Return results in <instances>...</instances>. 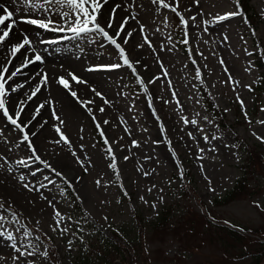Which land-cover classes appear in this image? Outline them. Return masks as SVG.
I'll return each instance as SVG.
<instances>
[{"label": "rangeland", "instance_id": "1", "mask_svg": "<svg viewBox=\"0 0 264 264\" xmlns=\"http://www.w3.org/2000/svg\"><path fill=\"white\" fill-rule=\"evenodd\" d=\"M38 1L48 9L43 15L44 20L51 18L59 21L60 12L73 11L66 5ZM190 1L179 0V14L187 20V27L178 30L176 26L172 28L171 22L176 11L164 8L159 0H108L103 8L105 16L101 14L100 17V24L106 27L107 16L113 10L114 4L116 15L113 28L110 29L113 35L123 21L122 18L135 16V19H129L125 27V32H132L129 42L122 43L123 34L118 42L122 44L136 72L123 65L119 51L98 32L57 43L64 44L61 52L56 50L55 42L47 46L41 42L55 38L48 31L42 30L44 33L30 38L35 52L29 49V54L35 56L38 52L43 58V63L38 62L33 70L25 73L26 81L22 84H27V80H36L44 99L38 96L35 98L44 106L39 109V115H35L36 104L39 103L35 104V101L31 106L26 105L21 122L31 120L27 131L42 161H53V157L64 162L67 160L66 168L72 165L73 173L68 170L64 176H58L52 171L57 176L54 178L45 168V164L39 162L37 165L27 142H21L23 135H20V131L7 119L6 122L0 123V203L4 204L0 213L9 221L1 231L5 234L11 233L15 237L12 244L20 247L21 237L31 230L32 237L25 239L24 243L31 240L37 246L36 255L20 256L19 259H15L19 253L14 249L1 250L3 254L0 264H53L54 259L48 244L51 240L55 242L63 261L68 264H78L81 258L86 263L105 264L106 260H115L120 254L103 258L104 245L113 240L110 234L107 237L102 236L100 227L108 225L122 231L126 229V235L134 240L139 232L136 214L144 220L147 239L144 246L139 248L142 253L138 258L145 254L149 264H158L157 260L162 264H176L175 260L168 259L180 255V243L172 236L165 242H160L153 239V233L155 223L159 221L165 208H173L169 216L172 227L181 220L183 229H177L180 234L187 230V224L182 219L188 213V207L193 206L195 212L201 213L195 198L185 194L178 179L184 177L188 171L193 177V180L191 176L187 177L188 185L195 190L197 200L207 206L209 215L217 223L228 225L231 229H261L264 224V177H256L250 181L252 187L261 191L253 198H242L227 207H217L214 204V201L223 197L243 175L239 166L244 162L245 154L241 150L242 144L240 147V141L234 137V132L249 145L264 148V96L256 108L255 98L250 93V87L256 84L258 75L262 72L257 65L259 48L248 36V27L233 0H198L199 7L194 10ZM164 2L173 7L177 5V0ZM252 5L258 13L264 12V0H252ZM16 9L15 18L20 19L27 14V9ZM30 13L41 15L42 11ZM228 13L238 14L224 20L218 19ZM193 17L195 19H192ZM55 26L67 27L63 21L53 25ZM258 35L260 46L264 50V13ZM187 43L190 55L186 50ZM24 51L22 50V53ZM137 61L139 63H136ZM21 62L20 59L18 65ZM114 64H120L121 67H105ZM70 73L84 82L73 81ZM44 74L48 76L46 85L41 84ZM195 75L204 81L216 104L227 114L229 123L234 126L233 131L227 132L218 128L213 117L205 112L196 89L199 79L195 80ZM61 77L69 80L70 89H65L59 83ZM141 79L143 84L140 83ZM153 80L154 82H149ZM12 82L10 81V84ZM37 86L33 83L30 91L23 89L21 93L31 95V91ZM138 88H142L143 93H139L136 90ZM72 92H75L76 96H73ZM176 100L179 104L175 103ZM106 101L117 103L119 106L127 103L124 112L125 125L132 122L133 129H136L141 126V120L147 129L141 148L132 149L128 147V142L121 138V130H117L113 122L107 121L112 125V144L119 152L120 147H124L125 153L120 155L129 158L127 162L120 164L119 175L112 174L111 169L107 168L98 143L79 131L81 126L84 131L95 128L89 117L94 115L96 118H103L107 112L104 104ZM15 108L13 103L9 107L10 112L14 113ZM101 108L103 111H100ZM169 108L174 116L170 112L166 113ZM129 109H135V112L132 113ZM53 111L59 117L58 120ZM158 116H161L160 121ZM185 118L189 123H185ZM37 121L51 122V126L49 128L47 123L39 132L34 125ZM158 125H164V133L158 131ZM57 127L70 144L65 143L60 135L58 138ZM15 131L20 136L22 160H33V163L25 165L29 167L33 180L26 178L22 172L16 174L18 163L13 159L9 145V134L13 135ZM33 132L35 135H32ZM55 138L60 139L61 145L56 149L64 158L56 154L53 156L47 149L52 156L51 160L44 156V146L56 143ZM37 144L43 149H40L41 152L38 151ZM75 145L82 151L87 150L89 160L93 159L92 166L84 163L86 156L79 150L76 149V156L73 158L61 149L62 146L70 149ZM143 157L146 160H139ZM99 159L100 165L96 168ZM4 160L6 166L2 167ZM33 172L36 174L32 175ZM21 175L25 177L23 182L19 179ZM44 177L49 179L45 180ZM70 177L78 188L75 195L83 201L85 210L90 212L87 213L93 219L92 224L87 223L81 214H69V200L61 185L69 181L67 178ZM49 180L54 183H49ZM25 183L33 189L39 188V191H30L23 186ZM41 184L45 187H40ZM11 201L16 202L29 215L28 225L37 230V233L34 234L32 229L25 227L20 217L18 222L10 223L13 213L11 209L15 206ZM53 209L64 216L60 228L56 231L52 230L56 226V218L50 217ZM17 228L20 229L19 232L15 231ZM62 228L67 231L61 232ZM201 230L209 231V228L202 224ZM211 233L212 231L201 234L200 238H205L207 243L197 239L202 246L201 250L182 256L180 264H206L205 259L212 257L215 249L216 255H221V251H217L220 244H232L226 240L211 241ZM40 235L45 238L44 244ZM126 235L121 240L129 242L130 239L126 238ZM37 236L39 240L35 239ZM89 247L93 252H90ZM45 250L48 252L47 257L40 254ZM235 251L239 250L234 249L233 253ZM121 255L126 256V253ZM229 264L233 263L229 261ZM234 264L248 263L238 261Z\"/></svg>", "mask_w": 264, "mask_h": 264}, {"label": "snow or ice", "instance_id": "2", "mask_svg": "<svg viewBox=\"0 0 264 264\" xmlns=\"http://www.w3.org/2000/svg\"><path fill=\"white\" fill-rule=\"evenodd\" d=\"M25 4L32 9L33 12H44L46 13L48 11L47 8L44 7V4L39 3L38 0H24ZM46 3L52 4L53 2L59 5H66L68 8L72 9L73 11L71 13L69 12H60L59 13V21H63L67 27L63 26H55L58 25L59 21L53 20L51 18H48L47 20L44 19H36L32 18V16H24L20 17L19 21L15 18L14 12L8 10L7 8L3 9V14H0V48H8V52L10 55V58L7 60L6 64H0V112H2L3 116L7 119V121L14 126L15 129L19 130L23 134V140L21 142H27V145L29 147V150L31 151L33 157L36 161H39L40 163L45 164V167L51 169V171L55 172L56 175L62 176V173L56 172L55 169L51 168L50 164H47V162L42 161L40 156L36 154V148L32 143V140L30 139L29 133L27 131L28 126L31 124V120L27 122H21V116L25 111L26 107V101L25 100H19L17 102V106L13 112H10L9 109V101L8 97L18 92L21 88H24V84H10V81H13L15 77H17L18 74L23 73V69L29 67V65L35 64L37 62L43 63L42 56L36 52L34 58H29L27 55V50H31L32 52H35V48L32 47L33 41L29 38V36L24 33L21 29H19L20 23H26L29 25L36 26L40 29H43L45 31H54V32H71L74 34V36H81L85 34H89L92 32H98L103 35V37L106 38V40L112 44L120 53L123 65H127L129 68H132V71L135 72V68L132 66L131 61L129 60L128 55L125 52V49L122 47V44L119 41L121 34H123L124 39L122 41L123 44H127L129 42V38L132 36V32L128 31L125 32V27L127 26L129 19H135V16L131 17H125L123 21L119 24L117 29L115 30V34H110L107 29L113 28V23L115 20V11L116 9L113 8L112 12L109 14L108 22L106 27L102 26L99 23V19L102 14V9L104 8L105 4L108 3V0H45ZM153 2H156V0H153ZM160 5H162L164 8H171L172 11H177V7L179 4V0H177V5L173 7L172 5L165 3L164 0H159ZM198 3V0H197ZM119 7V5L117 6ZM180 15L179 13H177ZM238 13H228L225 16H221L218 19L224 20L227 19L230 16L237 15ZM181 23L187 27V20L183 18V16H180ZM192 19H195L193 17ZM15 29V32H14ZM141 31H143V26H141ZM17 33L22 37L17 42H13V36H15ZM147 39V38H145ZM42 43H48V41H41ZM187 41H185L186 43ZM54 43V41L52 42ZM10 46V47H9ZM151 46V45H150ZM22 50H25L22 53ZM21 54L22 56V62L14 68L11 72L9 71L10 66L12 65V61L17 58V55ZM136 63H139L137 61ZM223 63V61H221ZM109 68H119L121 67L120 64H114L110 66H105ZM93 70V69H89ZM39 74V73H38ZM199 74V73H198ZM167 75V73H165ZM70 76L73 81L77 83H83L84 81H81L78 77L75 76V74L70 73ZM231 79V76L229 77ZM48 80L47 74H44L42 76L41 84L46 85ZM150 83L154 82L149 81ZM59 83L65 88L70 89V83L69 80L61 77L59 78ZM141 84H143V80L140 81ZM40 91V86L35 87L31 91V95H27V100H32L36 94ZM147 91V89H145ZM73 96H76L75 92L71 93ZM99 95V94H98ZM175 95V93H173ZM179 103V101H177ZM241 104L243 106V101H241ZM44 105L41 104L36 112L35 115H39V108H42ZM100 111H103L101 108ZM35 115L33 116V119L35 118ZM54 117L58 120L59 117L55 115V112L53 111ZM61 123H63L61 121ZM107 123V121H105ZM185 123H189L187 118H185ZM191 123L195 124L196 121H191ZM264 123V122H262ZM99 127V124L97 125ZM56 131L60 134L61 139L64 140L65 143H71L66 136L63 135V133L60 131V128H56ZM32 135H35L33 132ZM101 135L103 136L104 133L101 130ZM207 139V137H205ZM105 142L107 143V139H105ZM59 143V141H57ZM135 143V142H134ZM109 151H111V148H109ZM115 159V157H113ZM19 164L26 165V161L20 160L18 161ZM113 169L116 168V164L113 163L110 165ZM36 173L33 172L32 175H35ZM20 181L23 182L25 180V177L21 175L19 177ZM45 180H48V177H44ZM49 183H54L53 181L49 180ZM99 183V182H98ZM25 188L31 190L39 191V188H31L29 184L25 183L23 185ZM40 187H45V185L41 184ZM51 203V202H50ZM155 207V206H153ZM4 208V204L0 203V209ZM54 218H56V226L53 227V231H56L58 228H60L62 214L57 210L54 211ZM19 220V216L17 213H12V219L10 223H16ZM9 222L8 218L0 213V228H3L5 223ZM26 227V226H25ZM61 232H66V228L60 229ZM15 231L19 232L20 229L17 228ZM4 233L0 232V236H3ZM32 237L31 230H28L24 233V235L21 237V245L20 247H17L15 244H13L14 250L19 253L15 259H19L20 256H34L37 253V246L29 240L28 243H24V240L27 238ZM8 238L10 240H15V237L12 236L11 233L8 234ZM36 240H39V237H35ZM71 243V242H69ZM42 256L47 257L48 252L45 250L44 252L40 253Z\"/></svg>", "mask_w": 264, "mask_h": 264}, {"label": "bare ground", "instance_id": "3", "mask_svg": "<svg viewBox=\"0 0 264 264\" xmlns=\"http://www.w3.org/2000/svg\"><path fill=\"white\" fill-rule=\"evenodd\" d=\"M13 5H17V6L24 5V6H26L27 9L30 8L25 4L24 0H0V14H3L4 8H7L8 10H10L11 6H13ZM30 12H32V10L29 11V16H32V18L43 19V17H44L43 16L44 12H42L41 15H39L38 13H30ZM102 14L105 16V11L103 9H102ZM115 15H116V11H115ZM108 17H109V14L107 16V19H108ZM19 29H21L24 33H26L29 36V38H31L33 35H35V37H37L40 34V32L43 30V29H40L36 26L29 25L26 23H20ZM14 32H15V29H14ZM69 35L73 36V33H71V32L70 33H63L61 35V37L69 36ZM20 39H22V37L19 35V33H17L15 36H13V42H17ZM70 39H72V38H70ZM55 43H56L55 44L56 50L61 51L64 44H57V42H55ZM29 53H30L29 50H27L28 57L34 58V56L30 55ZM6 54H8V48L7 47L6 48H0V60L2 59L5 62V59L7 58ZM20 59L22 60V56H21V54H18L17 58L12 61V65L9 68L10 72L12 70H14V68L16 67V64L18 65ZM3 61H2V64H4ZM37 64H38V62L35 64H32V65H29V67H27V68H24L23 73L20 74V76L15 77L11 84H21V83L25 82L26 76H24V74L33 70ZM27 83L29 85L33 84V82L31 80H27ZM40 91L38 92L37 96H40ZM0 232H2V231L0 230ZM10 244H11V240L8 238V235L4 234L3 236H0V250L5 248L6 246H9ZM0 259H1V256H0Z\"/></svg>", "mask_w": 264, "mask_h": 264}, {"label": "trees", "instance_id": "4", "mask_svg": "<svg viewBox=\"0 0 264 264\" xmlns=\"http://www.w3.org/2000/svg\"><path fill=\"white\" fill-rule=\"evenodd\" d=\"M207 109H208L209 111H211V112L213 111V112L215 113L218 122H219L222 126L227 127L228 124L225 122V115H224L223 113L221 114L220 110L216 109V107H215L210 101H208ZM243 188H244L243 186H241V187L238 188V189L236 188V189H235V190H236V191H235V194L238 193V192H240ZM218 204H222V202H218ZM260 257H264V253H261V254H260ZM222 258H223V259H226V257H224V256H222Z\"/></svg>", "mask_w": 264, "mask_h": 264}]
</instances>
